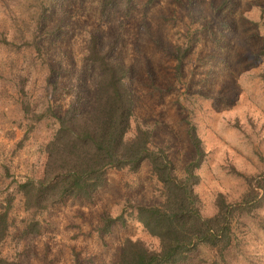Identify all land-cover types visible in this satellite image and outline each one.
<instances>
[{
  "label": "rangeland",
  "instance_id": "374dc122",
  "mask_svg": "<svg viewBox=\"0 0 264 264\" xmlns=\"http://www.w3.org/2000/svg\"><path fill=\"white\" fill-rule=\"evenodd\" d=\"M53 3L69 24L49 53L61 57L65 51L77 61L88 29L103 44L112 43V54L128 67L134 119L153 128L151 146L163 148L178 173L193 157L185 129L188 122L194 124L205 152L195 186L202 215L212 214L218 193L227 201L237 200L245 189L243 176L264 170V0H114L102 11L101 0ZM18 47L17 54L11 53L25 65L31 56L23 45ZM5 52L0 47V60ZM178 57L181 64L176 69ZM71 68L61 72L59 88L50 96L54 105L65 107L76 93L73 76L81 68L79 64L73 72ZM80 71L83 87L89 90L95 72ZM41 73V68L30 73L26 92V99L38 108L46 103L38 88ZM14 97L12 85L0 72V189L8 190L13 180L39 172L40 146L50 132L42 120L23 138L25 119ZM155 185L147 162L136 172L107 170L105 183L91 202L63 200L38 216V234L23 238L16 237L23 226L16 198L1 254L23 264H113L125 237L154 247L156 240L134 218H127L124 225L115 222L105 234H98L97 227L102 213L114 216L128 201L157 202ZM260 225L264 227V201L240 218L224 260L213 263L208 249L199 247L181 264H264Z\"/></svg>",
  "mask_w": 264,
  "mask_h": 264
},
{
  "label": "trees",
  "instance_id": "16d2710c",
  "mask_svg": "<svg viewBox=\"0 0 264 264\" xmlns=\"http://www.w3.org/2000/svg\"><path fill=\"white\" fill-rule=\"evenodd\" d=\"M53 1L0 0V47L6 51L0 60V72L12 85L14 100L25 119L22 137L27 138L42 120L50 128L40 146L39 172L13 180L10 190L7 186L0 189L4 190L0 199V247L10 234L9 212L14 199H18L23 212V226L16 237L36 235L41 226L38 216L52 206L69 198L91 202L104 185L107 170L136 172L147 162L159 200L153 204L128 201L114 216L102 213L97 232L105 234L115 222L124 225L131 217L156 240V246L125 237L113 264H181L199 247L208 249L213 263L224 260L240 218L252 214L264 201V170L243 176L245 189L237 200L227 201L218 193L212 214L202 215L195 186L199 181L196 170L205 152L194 124L188 122L185 129L193 157L178 173L164 149L151 146L153 128L134 119L133 97L126 82L128 67L112 54V43L103 44L97 33L88 29L77 61H71L65 51L61 57L49 53V46L69 24L63 21L64 13L56 11L60 7H52ZM113 1L101 0L100 11ZM18 45L31 56L25 65L11 53L19 50ZM63 55L64 60L60 59ZM78 64L84 73L85 69L95 72L89 90L83 87L85 79L80 69L73 76L78 86L71 100L65 107L54 105L50 96L59 88L61 72L70 65L73 72ZM180 64L178 57L176 69ZM39 68L42 78L38 88L46 101L42 108L26 99L29 75ZM261 76L264 80V72ZM73 86L71 83L70 88ZM0 264L23 263L17 257L2 255L0 250Z\"/></svg>",
  "mask_w": 264,
  "mask_h": 264
}]
</instances>
